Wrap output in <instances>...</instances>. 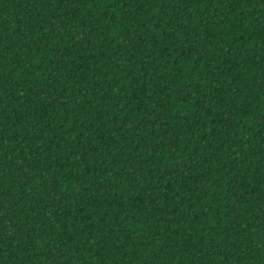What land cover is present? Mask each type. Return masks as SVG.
Here are the masks:
<instances>
[{
    "label": "trees",
    "instance_id": "trees-1",
    "mask_svg": "<svg viewBox=\"0 0 264 264\" xmlns=\"http://www.w3.org/2000/svg\"><path fill=\"white\" fill-rule=\"evenodd\" d=\"M0 264H264V0H0Z\"/></svg>",
    "mask_w": 264,
    "mask_h": 264
}]
</instances>
